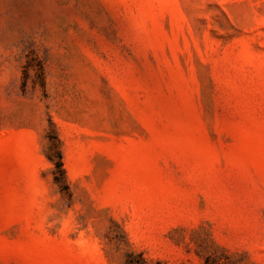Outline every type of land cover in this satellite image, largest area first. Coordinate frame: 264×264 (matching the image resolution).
<instances>
[{
    "label": "rangeland",
    "instance_id": "rangeland-1",
    "mask_svg": "<svg viewBox=\"0 0 264 264\" xmlns=\"http://www.w3.org/2000/svg\"><path fill=\"white\" fill-rule=\"evenodd\" d=\"M128 260L264 264V0H0V264Z\"/></svg>",
    "mask_w": 264,
    "mask_h": 264
},
{
    "label": "trees",
    "instance_id": "trees-1",
    "mask_svg": "<svg viewBox=\"0 0 264 264\" xmlns=\"http://www.w3.org/2000/svg\"><path fill=\"white\" fill-rule=\"evenodd\" d=\"M42 74H43V68L40 69V75ZM49 139H50V147H49L50 153H47V156L54 164V168H53L54 181L61 188H66L67 186L66 169L64 166L63 153L60 148V139L56 133H53V135L50 134ZM128 264H133V263H131V261L128 260Z\"/></svg>",
    "mask_w": 264,
    "mask_h": 264
}]
</instances>
